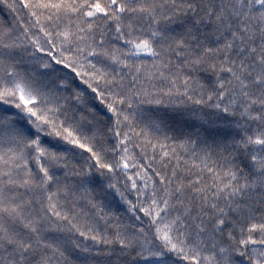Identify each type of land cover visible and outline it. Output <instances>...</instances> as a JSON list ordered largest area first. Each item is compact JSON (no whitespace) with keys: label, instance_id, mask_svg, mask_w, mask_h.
Listing matches in <instances>:
<instances>
[{"label":"snow or ice","instance_id":"obj_1","mask_svg":"<svg viewBox=\"0 0 264 264\" xmlns=\"http://www.w3.org/2000/svg\"><path fill=\"white\" fill-rule=\"evenodd\" d=\"M0 264H264V0H0Z\"/></svg>","mask_w":264,"mask_h":264}]
</instances>
